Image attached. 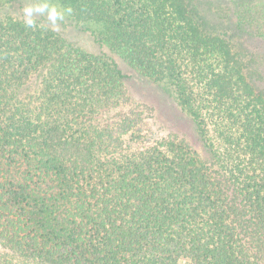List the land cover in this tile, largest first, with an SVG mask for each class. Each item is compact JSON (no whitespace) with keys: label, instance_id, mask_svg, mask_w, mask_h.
<instances>
[{"label":"trees","instance_id":"trees-1","mask_svg":"<svg viewBox=\"0 0 264 264\" xmlns=\"http://www.w3.org/2000/svg\"><path fill=\"white\" fill-rule=\"evenodd\" d=\"M14 1L0 0V264H264V92L225 39L186 0H49L169 87L197 146L112 56ZM242 3L255 13L235 12L236 30L264 38L249 22L264 0Z\"/></svg>","mask_w":264,"mask_h":264},{"label":"rangeland","instance_id":"rangeland-1","mask_svg":"<svg viewBox=\"0 0 264 264\" xmlns=\"http://www.w3.org/2000/svg\"><path fill=\"white\" fill-rule=\"evenodd\" d=\"M244 0H186L187 6L200 29L205 34H218L237 53L242 69L248 80L257 91L264 92V38L250 36L235 28V12L246 22L248 14L255 10L243 4ZM238 3L240 4L238 6ZM49 0H15L9 5L14 14L24 16L27 20L44 14L42 23L55 33L61 34L71 43L94 53L104 52L114 58L125 78V86L129 93L145 104H148L156 116V122L164 130L176 129L186 132L188 140L198 145L192 137L193 127L188 123V117L179 109L169 87L164 83L150 82L135 71L120 57L111 54L106 47L100 46L88 30H79L59 6L58 9ZM31 9V14L26 9ZM258 10V9H257ZM256 10V11H257ZM259 12V10L257 11ZM1 14V12H0ZM55 17V18H53ZM255 29L264 31V21L253 22ZM153 119V117H152ZM191 134H190V133ZM163 133V131H162Z\"/></svg>","mask_w":264,"mask_h":264},{"label":"clouds","instance_id":"clouds-1","mask_svg":"<svg viewBox=\"0 0 264 264\" xmlns=\"http://www.w3.org/2000/svg\"><path fill=\"white\" fill-rule=\"evenodd\" d=\"M25 11H26V13H27L28 15H30L32 10L29 8V9H26ZM53 18H55V17H53ZM29 24H31V21H29Z\"/></svg>","mask_w":264,"mask_h":264}]
</instances>
